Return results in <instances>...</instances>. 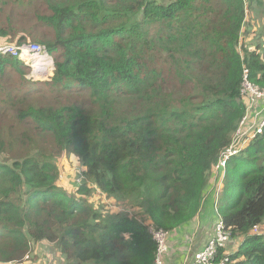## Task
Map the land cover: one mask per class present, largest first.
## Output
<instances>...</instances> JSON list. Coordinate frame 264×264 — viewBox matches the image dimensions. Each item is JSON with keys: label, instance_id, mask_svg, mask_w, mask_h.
Returning <instances> with one entry per match:
<instances>
[{"label": "trees", "instance_id": "obj_1", "mask_svg": "<svg viewBox=\"0 0 264 264\" xmlns=\"http://www.w3.org/2000/svg\"><path fill=\"white\" fill-rule=\"evenodd\" d=\"M255 3L0 0V45L40 42L55 63L31 81L0 55V263L44 242L65 264H155L146 222L173 233L197 217L248 112L245 69L264 88V52L240 42ZM63 158L83 169L77 194L59 185ZM226 169L217 216L242 240L229 264H264V126Z\"/></svg>", "mask_w": 264, "mask_h": 264}, {"label": "built area", "instance_id": "obj_2", "mask_svg": "<svg viewBox=\"0 0 264 264\" xmlns=\"http://www.w3.org/2000/svg\"><path fill=\"white\" fill-rule=\"evenodd\" d=\"M0 55H11L19 57L22 61L28 65L33 76L36 80L50 79L54 75L55 63L52 55L47 51L46 47H42L39 44H28L22 46L13 45H0ZM38 78V79H37ZM253 96L255 98H264V88H260L258 85L252 83L249 78V70L245 69L243 85L241 90V97ZM248 110V107H247ZM251 124L248 123V116L246 115L240 124V127L236 134L239 136L242 134L244 127ZM264 126V113L259 121L254 120L248 131L251 134L246 138L243 144H236L232 141V146L226 149L220 154L218 164L212 171V175L209 180V186L207 192L204 195L202 201V207L199 213L202 211L205 203L210 199L211 195L215 198V213L218 215L217 206L224 189L226 181V168L228 161L238 155L258 133H261ZM246 134V133H245ZM219 216V215H218ZM150 233L153 236L157 244V254L155 264H166V259L169 256V238L171 233L168 231L157 230L152 224L149 225ZM259 227H255L253 234H259ZM214 235L208 241L207 245L201 251L193 254V256L185 261L184 264H229L230 256L226 254L220 262H217L219 256V250L225 249L228 243L231 242L233 236L232 232L227 230L223 224V221L219 219L214 229Z\"/></svg>", "mask_w": 264, "mask_h": 264}, {"label": "rangeland", "instance_id": "obj_3", "mask_svg": "<svg viewBox=\"0 0 264 264\" xmlns=\"http://www.w3.org/2000/svg\"><path fill=\"white\" fill-rule=\"evenodd\" d=\"M245 23H246L245 25L246 33L245 35H243L242 40L240 41L241 44L249 47V50L259 49L261 52H264V3L263 4L255 3L251 5V8L247 10V17L245 19ZM28 43L39 44L42 47H46L40 42L31 41ZM236 48L241 53L240 43L236 46ZM31 74H32V70H30L29 73L26 74V78L28 80L40 81V80H36V77ZM50 80L51 78L43 79L41 81L45 82ZM179 88L181 87H178L176 89L170 88V91L171 92L175 91L180 95L184 94L186 90ZM243 100L245 101L248 107V112H247L248 123L251 122V124L244 127V130L240 136L238 134H235L233 142H235L236 144H243L245 142L246 138H248V136L251 134L250 132H246V131H248L249 127L252 125L254 120L259 121L264 113V98L245 96ZM5 158L6 155H3L0 157V160L4 161ZM82 172L83 169L80 168L79 166L77 167L76 164L71 162L69 158H63L61 160V171H60L61 179L59 181V185L64 187L65 189H68L71 194L73 195L77 194L79 186L84 183V180L82 178ZM88 186H92V185L88 184ZM106 200L104 199L103 196H100L99 194H95L93 197L90 198V201L93 203L95 207L99 208L101 205H103L105 211L111 213L121 212L122 210L127 209L128 207L127 205H125L126 206L125 207L123 203L118 202L116 200H107V201ZM208 201L209 204L210 203L213 204L214 202L213 197ZM135 214L136 212L134 210H131L130 215L134 216ZM146 224L148 225L149 223L146 222ZM262 229L264 232V227ZM261 232L262 230L259 229V234ZM234 240L237 241L239 247L242 240L238 238H232L231 242H233ZM225 249H226V254L233 255L231 254V250H228L227 247ZM236 252H238V248L233 253L235 254ZM65 263L66 260L64 256H62L60 249L57 245L42 242L39 245H31L30 251L25 257V259L23 261L14 262L12 264H65Z\"/></svg>", "mask_w": 264, "mask_h": 264}, {"label": "crops", "instance_id": "obj_4", "mask_svg": "<svg viewBox=\"0 0 264 264\" xmlns=\"http://www.w3.org/2000/svg\"><path fill=\"white\" fill-rule=\"evenodd\" d=\"M212 197L213 204H209L207 201L201 213L192 222L171 234L166 264H184L194 253L204 249L212 238L218 221V216L215 213V198L211 195L210 199ZM236 247L238 248L236 240L227 245L231 254L235 252Z\"/></svg>", "mask_w": 264, "mask_h": 264}, {"label": "clouds", "instance_id": "obj_5", "mask_svg": "<svg viewBox=\"0 0 264 264\" xmlns=\"http://www.w3.org/2000/svg\"><path fill=\"white\" fill-rule=\"evenodd\" d=\"M53 57V56H52ZM54 59V58H53ZM225 186V185H224ZM151 223H149L148 225H150Z\"/></svg>", "mask_w": 264, "mask_h": 264}, {"label": "bare ground", "instance_id": "obj_6", "mask_svg": "<svg viewBox=\"0 0 264 264\" xmlns=\"http://www.w3.org/2000/svg\"><path fill=\"white\" fill-rule=\"evenodd\" d=\"M218 207V206H217Z\"/></svg>", "mask_w": 264, "mask_h": 264}]
</instances>
